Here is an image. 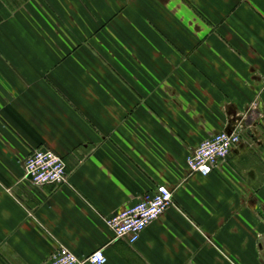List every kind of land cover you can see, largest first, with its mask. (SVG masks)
<instances>
[{
  "label": "crops",
  "instance_id": "obj_1",
  "mask_svg": "<svg viewBox=\"0 0 264 264\" xmlns=\"http://www.w3.org/2000/svg\"><path fill=\"white\" fill-rule=\"evenodd\" d=\"M228 131L226 159L191 172ZM36 149L63 159V183L31 182ZM160 186L173 205L136 242L115 237L105 218ZM60 247L264 264V0H0V264Z\"/></svg>",
  "mask_w": 264,
  "mask_h": 264
},
{
  "label": "built area",
  "instance_id": "obj_2",
  "mask_svg": "<svg viewBox=\"0 0 264 264\" xmlns=\"http://www.w3.org/2000/svg\"><path fill=\"white\" fill-rule=\"evenodd\" d=\"M240 133L220 132L201 141L187 156L186 163L191 172L208 175L221 160H225L231 149L240 143ZM25 173L33 184H60L66 179L63 159L48 149L30 152L24 162ZM173 205L172 192L160 186L154 193L105 218L106 225L115 237H124L129 243L138 240L144 228ZM106 257L102 249L86 256H78L66 247H60L46 264H103Z\"/></svg>",
  "mask_w": 264,
  "mask_h": 264
},
{
  "label": "water",
  "instance_id": "obj_3",
  "mask_svg": "<svg viewBox=\"0 0 264 264\" xmlns=\"http://www.w3.org/2000/svg\"><path fill=\"white\" fill-rule=\"evenodd\" d=\"M232 122H235V123H239L241 126H243V119L241 117H236L232 120ZM227 133H230V131H228Z\"/></svg>",
  "mask_w": 264,
  "mask_h": 264
}]
</instances>
